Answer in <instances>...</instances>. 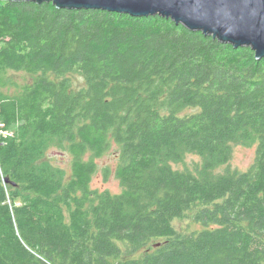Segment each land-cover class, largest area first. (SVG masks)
Here are the masks:
<instances>
[{"label": "trees", "instance_id": "16d2710c", "mask_svg": "<svg viewBox=\"0 0 264 264\" xmlns=\"http://www.w3.org/2000/svg\"><path fill=\"white\" fill-rule=\"evenodd\" d=\"M233 143L253 163L216 173ZM112 145L119 193L91 187ZM186 153L195 171L171 166ZM0 264H264V57L158 15L0 0Z\"/></svg>", "mask_w": 264, "mask_h": 264}, {"label": "water", "instance_id": "95a60500", "mask_svg": "<svg viewBox=\"0 0 264 264\" xmlns=\"http://www.w3.org/2000/svg\"><path fill=\"white\" fill-rule=\"evenodd\" d=\"M52 3L58 9H92L132 17L158 15L233 47L264 57V0H2ZM10 183L9 179H4Z\"/></svg>", "mask_w": 264, "mask_h": 264}, {"label": "rangeland", "instance_id": "374dc122", "mask_svg": "<svg viewBox=\"0 0 264 264\" xmlns=\"http://www.w3.org/2000/svg\"><path fill=\"white\" fill-rule=\"evenodd\" d=\"M8 77L14 79L17 82H25L23 79L27 77V74L23 72L5 73ZM72 82V86L75 89L85 86V81L78 73L68 74ZM193 110L187 109L185 112H192ZM256 143H233L232 155L226 164H223L216 168L215 172L218 174H225L229 171H246L253 163L256 157ZM118 148L116 145H112L103 155L95 159L96 171L92 176L91 187L97 190H108L110 193H119L122 186L115 175V169L118 164ZM47 158L56 166L62 167L67 174L70 173V161L71 155L68 151H60L57 148L51 147L48 149ZM203 159L198 154L186 153L181 161L171 162V166L178 170H191L195 171L201 166ZM22 199L17 200V204H20ZM193 209L187 212V214L174 221L175 229L179 234H187L191 230H198L202 227L196 223L193 219Z\"/></svg>", "mask_w": 264, "mask_h": 264}]
</instances>
